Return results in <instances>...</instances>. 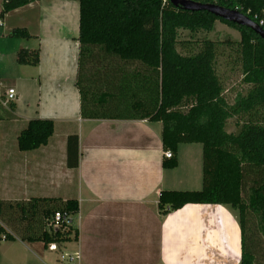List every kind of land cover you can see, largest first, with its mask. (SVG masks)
Masks as SVG:
<instances>
[{
	"label": "trees",
	"instance_id": "obj_1",
	"mask_svg": "<svg viewBox=\"0 0 264 264\" xmlns=\"http://www.w3.org/2000/svg\"><path fill=\"white\" fill-rule=\"evenodd\" d=\"M39 0H2L0 20ZM78 4L79 31L75 87L83 120H146L161 124L163 169L177 167L180 145L202 148V187L161 191V217L186 205H221L237 213L239 264H264V41L251 30L207 12L174 8L168 0H63ZM236 10L264 23V0H191ZM220 22L239 33V41L177 40V31L209 32ZM10 37L29 39L25 29ZM220 59L226 71L219 72ZM19 65L38 64V52L19 50ZM239 77L241 91L228 100L226 82ZM243 87V89H242ZM4 114L14 112L9 102ZM234 124L235 130L226 127ZM51 120L26 122L17 150L43 147L53 135ZM66 166H78L77 136L67 138ZM55 213L70 217L53 230ZM75 199L0 200V237L60 247L78 239Z\"/></svg>",
	"mask_w": 264,
	"mask_h": 264
},
{
	"label": "crops",
	"instance_id": "obj_2",
	"mask_svg": "<svg viewBox=\"0 0 264 264\" xmlns=\"http://www.w3.org/2000/svg\"><path fill=\"white\" fill-rule=\"evenodd\" d=\"M78 19L77 2L39 0L0 20V96L7 90L16 94L14 112L0 123V200L78 203L77 241L51 251L41 242L1 240V235L0 264H60L61 254L76 253L77 264H239L234 210L186 205L165 217L158 214L161 191L201 189L193 175L201 155L202 187V148L180 145L177 167L168 172L162 168L160 123L80 118ZM15 29H25L30 38L10 37ZM19 50L37 51L38 64H17ZM34 119L51 120L53 135L45 146L20 152L16 138ZM74 135L78 166L69 169L67 138ZM184 156L187 182L178 183Z\"/></svg>",
	"mask_w": 264,
	"mask_h": 264
},
{
	"label": "rangeland",
	"instance_id": "obj_3",
	"mask_svg": "<svg viewBox=\"0 0 264 264\" xmlns=\"http://www.w3.org/2000/svg\"><path fill=\"white\" fill-rule=\"evenodd\" d=\"M177 40H185V41H194V40H202V39H206V40H210V41H214V42H220V41H223L227 38H230L232 40H235V41H239V33L237 31H235L234 29L220 23V22H216L213 29L209 32H204V31H201V32H198V33H189L188 31L186 30H182V29H179L177 31ZM220 63V67H219V72H222V71H226V66L224 64V61L223 59H220L219 61ZM239 77L238 76H234L231 78L230 81L226 82V98L228 100H231L234 96H235V93L237 91H241V87H240V84H239ZM243 89V87H242ZM226 130L228 132H233L235 130L234 128V124L233 123H229L226 127ZM196 146H198L199 148H201V146L199 144H197ZM200 158V167H198V172L196 171V174H194L193 176H196L198 177L199 179V182L200 184L198 183L199 185V189L201 188V155L199 156ZM182 161L184 162L183 164L180 165V168L177 169L176 171V175L178 176L175 177L177 178V182L178 183H186L185 180L187 178V176L185 175L186 174V169H187V160L185 159V156L182 157ZM170 172V169H168ZM172 174V173H171ZM181 178V179H179ZM170 179V177H169ZM181 187H184V186H181ZM181 189H184V188H181ZM181 189H178V191H185L187 189H184V190H181ZM235 213V212H234Z\"/></svg>",
	"mask_w": 264,
	"mask_h": 264
},
{
	"label": "water",
	"instance_id": "obj_4",
	"mask_svg": "<svg viewBox=\"0 0 264 264\" xmlns=\"http://www.w3.org/2000/svg\"><path fill=\"white\" fill-rule=\"evenodd\" d=\"M174 8H180L187 12L204 11L213 17L223 20L227 23L234 24L251 30L256 36L264 41V31L249 18L236 10L225 9L216 5L200 4L191 0H168Z\"/></svg>",
	"mask_w": 264,
	"mask_h": 264
},
{
	"label": "built area",
	"instance_id": "obj_5",
	"mask_svg": "<svg viewBox=\"0 0 264 264\" xmlns=\"http://www.w3.org/2000/svg\"><path fill=\"white\" fill-rule=\"evenodd\" d=\"M257 25L264 31V23L262 20L259 21ZM15 97L16 94L14 90H7L6 96L1 101L2 107L6 108L9 102L13 103ZM164 157L166 159H169L171 157V153L170 152L165 153ZM70 222H71L70 217L66 216L65 214L63 215L60 213H55L53 217L50 219V222L48 223V227L53 230H56L61 226V224L65 223L69 225ZM1 240H5L4 235L1 237ZM48 249L51 251H56L57 247L55 244H49ZM59 260H60V264H77L79 260V255L77 253L74 255L61 254Z\"/></svg>",
	"mask_w": 264,
	"mask_h": 264
}]
</instances>
